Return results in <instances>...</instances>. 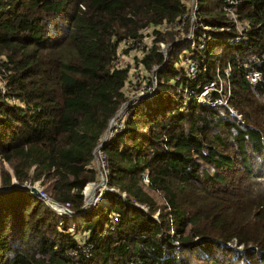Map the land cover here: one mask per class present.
Instances as JSON below:
<instances>
[{"label":"trees","instance_id":"16d2710c","mask_svg":"<svg viewBox=\"0 0 264 264\" xmlns=\"http://www.w3.org/2000/svg\"><path fill=\"white\" fill-rule=\"evenodd\" d=\"M223 5L197 0L194 37L205 34V48H170L156 93L101 148L107 204L83 208V187L98 179L93 152L129 95L127 69L113 67L118 45L183 15L188 33L189 2L0 0V187L43 178L82 220L58 225L26 187L0 191V264H264V0L239 3L242 35ZM151 36L139 61L147 72L177 33ZM180 54L199 63L192 88L229 82L230 108L184 103ZM252 71L263 73L254 84ZM233 239L242 252L226 245Z\"/></svg>","mask_w":264,"mask_h":264},{"label":"built area","instance_id":"2783aa9c","mask_svg":"<svg viewBox=\"0 0 264 264\" xmlns=\"http://www.w3.org/2000/svg\"><path fill=\"white\" fill-rule=\"evenodd\" d=\"M241 1L242 0H223V11L228 14L235 22L237 31L239 33L238 35H242L243 30L247 29V25L244 22L239 21L237 18V9ZM188 2L190 16V27L188 33H183V25L185 23V21H183L185 15H183L182 18H177L176 20L171 21H163L162 23L157 24L153 27L144 29L136 37L126 38L118 45L117 53L113 60V67L117 69H127L126 87L129 90V95L126 101L121 105L123 108H126L121 123L118 124L113 130H111L110 133H107L106 140L111 137L113 133L121 129L123 120L130 112L134 110V108L142 107L143 100L145 98L152 97L156 93L157 87L159 85L157 71L160 70L166 63L168 59V52L173 45H181V48L175 52L176 54H179L180 51L186 52V50H188L189 48H191L192 50H200L205 48V34H202L197 38L194 37L197 0H188ZM205 29H207V27H205ZM154 30H157L159 32L173 31L177 33V36L173 42H159V51L162 52L164 61L161 65H154L151 70L147 72L145 68L139 63V61L149 49V43L152 37L151 34L152 32H154ZM179 36H182V38H179ZM180 58L181 62H179V66H183L184 74L187 78L186 84L182 86L181 89L184 96V103L191 99H196L200 103L211 104L218 107L225 106L230 108L229 97L231 95V91L229 82L224 79L222 80V78L219 77L217 80H213L205 84L198 83L196 85V89H194L191 87V83L195 82L198 78V75L200 73L199 63L197 59L191 58L190 56L181 55ZM229 71L230 69L227 68L225 70V73L229 74ZM137 73H140L139 77L135 76V74ZM262 75L263 73L261 72L252 71L249 72L246 77L250 83L254 84L261 79ZM224 85L226 87H224ZM3 87H5L4 81L3 83H1L0 88L2 89L0 91H3ZM230 110L234 114V110ZM234 115L237 116L236 114ZM112 118L109 123V128L112 121L114 120H112ZM93 153V164L95 166L97 174L100 175V178L96 182H88L83 187L82 193L85 201L83 208L98 203L107 204L106 201L102 200V195L108 191H111V189L108 188L106 184V158L101 152V149H96ZM142 178L143 181L148 182L146 174ZM25 186L30 187V185L27 184H25ZM36 187L39 192L38 197L44 200L45 203L57 213L58 225H61L63 220L67 219L68 226L73 229L77 223H81L82 220L79 213L72 211V206L69 201L60 203L50 197L45 190L40 189L37 185ZM87 187H90L88 191H86ZM113 219L117 220V216H114ZM88 234L89 231L83 232L81 234V240H78L79 247H84V251H86V253L91 247L89 244H86Z\"/></svg>","mask_w":264,"mask_h":264},{"label":"rangeland","instance_id":"374dc122","mask_svg":"<svg viewBox=\"0 0 264 264\" xmlns=\"http://www.w3.org/2000/svg\"><path fill=\"white\" fill-rule=\"evenodd\" d=\"M187 19V18H186ZM179 38H182V36H179ZM176 66L177 67H179V62H177V64H176ZM135 76L136 77H139L140 76V73H137V74H135ZM1 80V79H0ZM223 80V79H222ZM1 83H3V80L1 81ZM1 83H0V86H1ZM224 87H226L225 85H224ZM126 101V100H125ZM124 101V102H125ZM260 101H261V103L263 104V106H264V99H261L260 98ZM123 102V103H124ZM18 103V100L16 99V104ZM122 103V104H123ZM121 104V105H122ZM120 105V107L118 108V110L116 111V113L114 114V117L112 118V123H111V125H110V128H109V132L108 133H110L111 132V130H113L118 124H120L121 123V121H122V119H123V117H124V113H125V110H126V108H123L122 106ZM234 110V114H236L237 116L239 115L241 118H242V115H241V113L240 112H238L236 109H233ZM237 117V118H240V117ZM110 120L111 119H109V122H110ZM109 122H108V125H109ZM107 128H108V126H107ZM106 132H107V129H106V131L104 132V135L106 134ZM109 135V134H108ZM104 137V136H103ZM3 164H4V166H5V168L7 169V170H10V167H9V165L6 163V162H3ZM92 167H94V165L92 164L91 165ZM208 167V169L209 170H211V168L209 167V166H207ZM97 176H98V179L100 178V175H98L97 174ZM98 179H97V181H98ZM96 181V180H95ZM50 183L51 182H44V180H43V178H41V179H39V180H37V181H35V182H33V183H30V182H25V184H27V185H30V186H33V185H37V186H39V188L40 189H43V190H45L46 191V193L50 196V197H52L51 196V194H50V192H49V187H50ZM24 184V185H25ZM23 186V185H22ZM53 198V197H52ZM54 199V198H53ZM241 217V214H239V213H236V218H240ZM249 226H253V222H251V223H249L248 224ZM78 240H81V234L78 236ZM195 241H197V242H199V241H201V239L200 238H196L195 239ZM226 245L228 246L229 245V247H232V248H236V250L237 251H240V252H242L243 250H244V246H243V244H238L237 245V243H236V239H233V240H231L230 242H227L226 243ZM249 248H252L253 246L252 245H249L248 246Z\"/></svg>","mask_w":264,"mask_h":264},{"label":"water","instance_id":"95a60500","mask_svg":"<svg viewBox=\"0 0 264 264\" xmlns=\"http://www.w3.org/2000/svg\"><path fill=\"white\" fill-rule=\"evenodd\" d=\"M111 121V120H110ZM110 123V122H109ZM108 130H109V125H108V128H107V132L106 134L104 135V138L102 139V142L100 143V145L98 147H96V149H101L103 144L105 143L106 141V138H107V133H108ZM95 149V150H96ZM22 186V185H21ZM20 184L17 182V180L13 179L12 180V183L8 186H4V187H0V191L2 190H9L13 187H21ZM24 187H26L25 185H23ZM30 190V192H32L33 194H35L36 196H39V192H38V189L36 187V185H33V186H30V187H26ZM124 195V194H123ZM132 206H138V205H132Z\"/></svg>","mask_w":264,"mask_h":264}]
</instances>
